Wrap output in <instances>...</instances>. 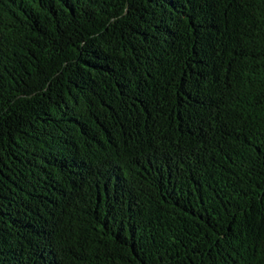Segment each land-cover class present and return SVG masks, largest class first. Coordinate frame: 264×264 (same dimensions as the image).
Returning <instances> with one entry per match:
<instances>
[{
	"label": "trees",
	"instance_id": "obj_1",
	"mask_svg": "<svg viewBox=\"0 0 264 264\" xmlns=\"http://www.w3.org/2000/svg\"><path fill=\"white\" fill-rule=\"evenodd\" d=\"M0 264H264V0H0Z\"/></svg>",
	"mask_w": 264,
	"mask_h": 264
}]
</instances>
